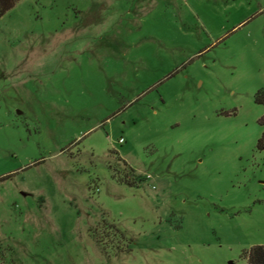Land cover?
Segmentation results:
<instances>
[{
    "label": "rangeland",
    "instance_id": "374dc122",
    "mask_svg": "<svg viewBox=\"0 0 264 264\" xmlns=\"http://www.w3.org/2000/svg\"><path fill=\"white\" fill-rule=\"evenodd\" d=\"M262 87L264 0H18L0 18V264H246Z\"/></svg>",
    "mask_w": 264,
    "mask_h": 264
},
{
    "label": "trees",
    "instance_id": "16d2710c",
    "mask_svg": "<svg viewBox=\"0 0 264 264\" xmlns=\"http://www.w3.org/2000/svg\"><path fill=\"white\" fill-rule=\"evenodd\" d=\"M18 0H0V18L14 5ZM255 102L264 105V87L257 90L255 94ZM262 125H264V115L261 119ZM257 146L260 149H264V129L261 136L258 139ZM120 164L123 166L122 171L116 174L119 182L133 186L139 184L142 180L141 177L135 174L133 167H131L126 160L120 155L117 157ZM115 175V176H116ZM246 264H264V245H254L245 254Z\"/></svg>",
    "mask_w": 264,
    "mask_h": 264
},
{
    "label": "built area",
    "instance_id": "2783aa9c",
    "mask_svg": "<svg viewBox=\"0 0 264 264\" xmlns=\"http://www.w3.org/2000/svg\"><path fill=\"white\" fill-rule=\"evenodd\" d=\"M119 142H123V138H120ZM147 177L149 178L150 176L148 175Z\"/></svg>",
    "mask_w": 264,
    "mask_h": 264
}]
</instances>
